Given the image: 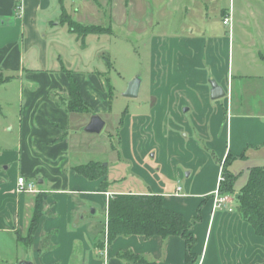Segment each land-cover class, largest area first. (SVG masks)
Returning a JSON list of instances; mask_svg holds the SVG:
<instances>
[{
    "label": "crops",
    "instance_id": "obj_1",
    "mask_svg": "<svg viewBox=\"0 0 264 264\" xmlns=\"http://www.w3.org/2000/svg\"><path fill=\"white\" fill-rule=\"evenodd\" d=\"M203 1L166 0L173 13L174 29L166 37V67L172 69L168 77L181 78L182 87L201 99L202 115H197L190 127L174 111L176 124L171 121V125L176 132L170 135L171 147L175 148L174 169L165 177L167 182L159 177L157 181L148 178V183L135 190H122L115 187L117 180H109L106 174L89 180L75 170L88 163L73 165L77 143L73 137L84 131L90 115L109 109L110 85L101 80L104 67H91V59L86 56L89 34L82 39L70 30L68 22L113 33L126 22L127 8L135 4H127L126 0H0V84L15 80L20 95L19 143L0 148V232L15 234L19 241L29 234L34 216L39 215L33 245L24 257L30 260L23 261L131 264L121 257L130 253L143 264H264V237L257 235L238 213L236 201L250 169L264 165V0H225L224 4L215 0V10L223 20L228 11H233L228 18L234 31L232 35L231 29L228 37L209 29L200 33L192 27L189 14L193 9L199 12ZM204 8L207 12L210 9L206 4ZM62 30L66 31V39H73L76 45L82 43L80 50L85 59L81 69L72 70L73 58L62 56ZM248 57L258 62V75H235ZM174 65L182 74L173 71ZM68 73L76 78L83 103L94 114L71 113L59 103V95H69ZM236 78L261 82L262 87L249 89L244 83L238 92L249 94L247 101L238 97L233 103ZM207 79H214L226 95L230 89V98L213 107ZM197 100L194 99L196 104ZM180 130L186 132L183 138L187 142L183 140L179 145ZM200 141L206 142L204 149ZM176 144L189 152L177 154ZM229 155L235 158L229 167L237 176L235 192L229 195L227 208H216L219 176ZM194 157L204 162L191 166ZM259 161L263 162L257 164ZM180 163H186V170H191L186 177ZM135 170L147 177L145 170ZM19 177L36 182L39 193H19ZM120 194L163 197L164 207L182 215L191 227L195 239L193 259L188 261L187 244L180 237L133 235L118 237L108 244L107 206L110 198ZM100 210L103 220L98 216ZM47 236L50 238L43 246Z\"/></svg>",
    "mask_w": 264,
    "mask_h": 264
},
{
    "label": "rangeland",
    "instance_id": "obj_2",
    "mask_svg": "<svg viewBox=\"0 0 264 264\" xmlns=\"http://www.w3.org/2000/svg\"><path fill=\"white\" fill-rule=\"evenodd\" d=\"M130 2L135 6L132 9L127 8L126 22L120 30L112 33L111 30L101 27L90 28L94 33L86 38L85 43L89 45L86 56L91 59V67L100 70L104 67L101 80L110 85V107L99 114L105 122L100 134H88L82 130L73 137V140H77L73 165L88 163L101 166L109 180H117L115 187L122 190H135L140 184L148 183V178L157 181L159 177L165 181L170 170L174 169L172 152L175 148L170 144V135L176 132V128L171 125V121H174L173 123L176 121L173 118L174 111L182 116L186 125L192 127L198 118L197 115H202L204 107L195 93H189L182 87L181 78L176 77L172 80L168 77L172 69L168 70L166 67V37L171 36L174 29L173 13L167 8L166 0H126L127 4ZM225 2L222 0L223 4ZM205 4L210 7L208 12L203 9ZM203 5L198 7L199 12H195L194 9L190 12L188 21L193 24L192 27L200 33H205L207 29L218 32L221 37H228V32L232 29L233 35V22L224 25L220 12L215 10L218 7L217 1L204 0ZM228 12V16H233V11ZM61 32H63L61 37L65 39L61 46L62 56L69 55L73 58L72 70L81 69L85 59L80 50L82 43L76 45L73 39H66L68 36L65 30ZM178 64L181 65L179 62ZM257 65L258 62L254 58L248 57L241 63V70L239 67L236 69L235 75H258L260 67ZM177 66L174 65L173 71L178 75L182 74V71L177 70ZM136 77L141 79L138 98H125L123 94L129 82ZM248 79L236 78L233 82V103L237 102L238 97L247 101L246 97L249 94L240 95L238 92L244 83L249 89L262 87L261 82L254 83ZM207 81L209 82V79ZM208 82L206 85L210 87ZM230 95L229 89L225 98H230ZM195 97L198 99L197 104L194 101ZM69 100V95L58 96L59 103L65 107L68 106ZM222 101L224 98L212 100V106ZM19 104L18 82L14 80L9 84H0V148H12L19 143ZM175 106L180 109L175 110ZM76 109L81 114L95 112L89 106H79ZM92 116L90 115L89 120ZM183 131H179V145L183 140L187 142L183 138L186 132ZM192 131L197 134L195 128ZM198 143L204 149L206 142ZM178 144L177 154L189 152V149L187 151L181 149ZM144 153L146 157H143ZM194 158L196 159L191 166L204 162L203 158ZM212 160L219 164L218 159ZM261 162L263 161L257 164ZM185 164H179L183 171L186 170ZM139 168L147 172V177L135 170ZM190 171L186 170L185 177ZM168 186L170 189L171 186ZM98 216L103 220L101 210L98 211ZM32 245L31 233L20 237L18 241L15 234L7 235L0 232V264H21L23 260H30V257L26 259L24 257L27 248H31Z\"/></svg>",
    "mask_w": 264,
    "mask_h": 264
},
{
    "label": "trees",
    "instance_id": "obj_3",
    "mask_svg": "<svg viewBox=\"0 0 264 264\" xmlns=\"http://www.w3.org/2000/svg\"><path fill=\"white\" fill-rule=\"evenodd\" d=\"M70 30L79 37L90 34L92 29L68 22ZM69 102L68 112H79L76 108L86 106L83 103L80 86L73 74L68 73ZM235 160L228 156L222 165L224 182L221 184L220 193L232 195L235 192L237 176L230 172L229 167ZM75 170L89 180H96L105 176V172L99 165H84ZM237 211L242 218L252 225L257 235L264 237V165L250 169L249 178L245 186L236 195ZM39 213V209L35 214ZM39 215H35L31 223L29 233L34 234L39 224ZM107 232L106 241L112 244L118 237L133 235L151 238L160 236L163 238L180 237L187 244V259L190 262L192 248L195 239L191 233V227L182 215L169 211L164 207L163 197L157 195H133L120 194L110 198L107 206ZM50 238L47 236L42 245ZM44 248V247H43ZM122 258L131 264H143L139 257L133 254H123Z\"/></svg>",
    "mask_w": 264,
    "mask_h": 264
},
{
    "label": "water",
    "instance_id": "obj_4",
    "mask_svg": "<svg viewBox=\"0 0 264 264\" xmlns=\"http://www.w3.org/2000/svg\"><path fill=\"white\" fill-rule=\"evenodd\" d=\"M211 86V99L213 101L220 100L226 97V91L223 87L213 79L209 80ZM141 90V79L140 77L134 78L129 82L128 87L123 94L125 98L136 99L138 98ZM105 127L104 120L99 115H93L90 122L85 127V132L88 134H100ZM21 264H32L29 261H23Z\"/></svg>",
    "mask_w": 264,
    "mask_h": 264
},
{
    "label": "built area",
    "instance_id": "obj_5",
    "mask_svg": "<svg viewBox=\"0 0 264 264\" xmlns=\"http://www.w3.org/2000/svg\"><path fill=\"white\" fill-rule=\"evenodd\" d=\"M231 21L228 17H225L223 20V24L227 25ZM224 182V177L222 175V172L219 176V188L216 191L215 195V205L216 208H221V207H226L228 206L229 203V195H223L220 193V187L221 184ZM17 189L19 193H25V194H36L39 193V190L37 188V184L34 181H28L23 177H19L17 180ZM229 211H232V209H229Z\"/></svg>",
    "mask_w": 264,
    "mask_h": 264
}]
</instances>
